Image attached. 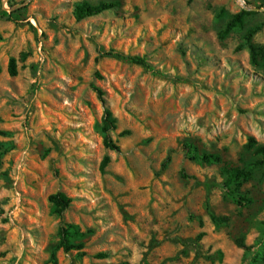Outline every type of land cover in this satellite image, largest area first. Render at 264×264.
Segmentation results:
<instances>
[{
	"label": "rangeland",
	"instance_id": "374dc122",
	"mask_svg": "<svg viewBox=\"0 0 264 264\" xmlns=\"http://www.w3.org/2000/svg\"><path fill=\"white\" fill-rule=\"evenodd\" d=\"M81 1L118 4L77 20ZM256 27L264 48V0H0V264H264V165L245 149L264 144V57L242 45ZM106 109L120 151L104 145ZM225 164L251 171L250 204L225 196ZM57 192L72 198L62 217ZM61 223L84 254L57 247Z\"/></svg>",
	"mask_w": 264,
	"mask_h": 264
},
{
	"label": "trees",
	"instance_id": "16d2710c",
	"mask_svg": "<svg viewBox=\"0 0 264 264\" xmlns=\"http://www.w3.org/2000/svg\"><path fill=\"white\" fill-rule=\"evenodd\" d=\"M117 2H100L98 4H91L87 1L78 2L74 7V16L77 20H82L87 17L95 16L98 14L103 13L104 11L110 10L117 6ZM254 13V11H250L247 9H241L239 12L234 13L231 15L224 28L220 31L219 37L225 38L227 37L233 30L237 28H242L244 26L246 18ZM260 30L259 27L252 28L247 31L244 37V44L246 45L251 54V59L253 63L258 64V56L262 55L264 57V48L257 47L254 42L253 38L254 35ZM105 55L115 56L123 60H128L132 63H136L139 65L144 66L147 69L153 70V66L142 56L139 55H127L122 52H118L116 50H109L108 52L104 53ZM9 73L11 75L17 74V65L15 59H12L9 66ZM116 118L113 116L112 112L108 109L105 110L104 115L102 117L101 123V132L103 134V142L106 148L113 150V151H120V146L117 142L114 141L111 133L116 129ZM4 145L0 143V150H2ZM245 149L247 151H251L252 154L256 157V160L251 164V166H260L264 165V144L258 143L254 136H250L248 138L247 143L245 144ZM188 153L190 155V159L193 161H197L199 163L204 164H213L219 163L222 161V157L217 153H198L192 148H188ZM171 159L168 156L167 161L169 162ZM111 159L109 155H105L102 162H101V169L102 171L109 165ZM1 165V161H0ZM223 173L225 176V180L222 184L224 189L225 196L230 198L236 204L243 206L250 204L253 200L251 197L246 196L241 191V186L244 182L248 181L252 173L244 168L239 166L225 164L223 168ZM186 175V174H184ZM189 177V176H187ZM196 179V178H195ZM197 183L205 186L206 189L210 190L213 187L211 182L205 181L202 182L196 179ZM49 201L52 203L53 213L57 216L62 217L65 211L70 207L72 202V198L69 197L64 192H57L49 196ZM210 217L214 223L220 225L221 223L225 222L227 217L219 218L216 216L207 206ZM202 224V222H201ZM59 243L57 245L58 248H62L65 252H70L72 250L78 251L80 254H84L85 242L83 241L85 234L81 232L78 227L74 224H63L61 223L59 227ZM203 233L200 234V237ZM236 243L239 247L244 248L246 251H250L252 246H248L244 242V238L240 237L236 240ZM100 256H105L104 254H100ZM128 264V263H122ZM228 264V263H222Z\"/></svg>",
	"mask_w": 264,
	"mask_h": 264
}]
</instances>
